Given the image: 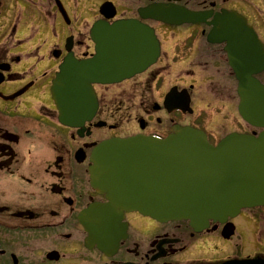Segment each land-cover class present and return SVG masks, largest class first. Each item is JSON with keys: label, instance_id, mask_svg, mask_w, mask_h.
I'll return each mask as SVG.
<instances>
[{"label": "flooded vegetation", "instance_id": "1", "mask_svg": "<svg viewBox=\"0 0 264 264\" xmlns=\"http://www.w3.org/2000/svg\"><path fill=\"white\" fill-rule=\"evenodd\" d=\"M119 1H100L87 33L76 35L70 27L81 12L78 5L0 0V264H264V203L199 225L139 211L90 213L110 202L92 184L93 153L103 141L137 135L164 139L185 126L203 131L213 145L233 133L264 132L240 109V88L247 93L250 76L262 87L264 119L260 0ZM106 2L116 9L110 23L135 19L154 30L158 57L124 81L93 84L97 107L91 118L70 115L78 126L64 123L53 81L69 54L84 59L94 53L91 29L104 19L100 10ZM151 5H177L205 12L206 18L170 24L142 13ZM229 12L255 30L260 65L249 64L243 40L228 41L219 30ZM27 33L36 38L38 63L24 74L25 52L32 49Z\"/></svg>", "mask_w": 264, "mask_h": 264}, {"label": "water", "instance_id": "2", "mask_svg": "<svg viewBox=\"0 0 264 264\" xmlns=\"http://www.w3.org/2000/svg\"><path fill=\"white\" fill-rule=\"evenodd\" d=\"M144 11L170 24L201 23L206 18L205 12L177 5H151ZM100 12L104 19L91 29L94 53L84 59L69 54L53 81V97L64 123L71 122L70 115L91 118L97 107L93 84L131 78L152 65L159 54L158 39L149 26L135 19L110 23L116 16L112 2L104 3ZM218 24L226 40H243L249 64H261L258 71L263 70L264 60L257 63L260 42L247 19L229 12ZM238 77L244 87V78ZM260 92V83L250 76L247 93L240 88L241 112L259 128L264 127ZM71 124L78 126L75 120ZM92 163V184L110 201L93 207V215L139 211L163 221L189 220L199 225L225 220L243 208L264 203V132L233 133L217 145L190 126L175 128L164 139L142 135L113 138L94 150Z\"/></svg>", "mask_w": 264, "mask_h": 264}, {"label": "rangeland", "instance_id": "3", "mask_svg": "<svg viewBox=\"0 0 264 264\" xmlns=\"http://www.w3.org/2000/svg\"><path fill=\"white\" fill-rule=\"evenodd\" d=\"M71 5H78L81 12L74 14L75 16L72 17L74 22L71 24V31L74 34H79V33H87L88 28L91 26V23L95 19V11L94 9L97 8V4L102 1V0H65ZM118 1V0H117ZM121 4L122 3H135L136 0H120ZM119 1V2H120ZM256 2V0H255ZM264 1L260 0V9L263 10ZM123 10L128 11V14L132 13L127 7H124ZM263 16L260 15V18ZM253 18H257L256 15H253ZM87 25V26H86ZM62 34V28L60 26L59 21H57V38H59ZM84 36V34H81L80 37ZM26 39L32 40V43L30 47L32 49L28 50L25 52V61H24V74L28 73L29 71H34L36 69L35 65L38 63V58L35 57V52L33 50L34 46H36V38L32 37V33H27L25 35Z\"/></svg>", "mask_w": 264, "mask_h": 264}]
</instances>
